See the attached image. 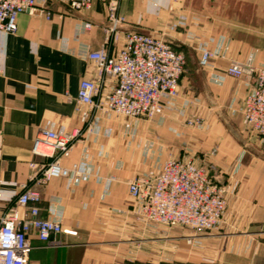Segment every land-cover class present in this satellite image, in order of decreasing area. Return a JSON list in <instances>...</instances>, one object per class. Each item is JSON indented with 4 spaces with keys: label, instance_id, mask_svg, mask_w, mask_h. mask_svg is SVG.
<instances>
[{
    "label": "crops",
    "instance_id": "obj_1",
    "mask_svg": "<svg viewBox=\"0 0 264 264\" xmlns=\"http://www.w3.org/2000/svg\"><path fill=\"white\" fill-rule=\"evenodd\" d=\"M37 2L51 10L50 18L45 10L23 12L16 32L0 31V208L29 181L31 163L43 160L32 153L42 129L82 131L70 156L61 159L67 167L78 163L81 175L50 180L32 203L41 216L78 234L63 235L59 245L31 239L29 264H154L159 231L138 217L128 182L157 172L170 156L193 157L206 134L221 135L229 144L226 156L233 168L225 173L232 177L212 176L240 182L235 196H228L223 223L245 228L234 236L248 235L249 242L227 246L225 236L211 233L194 237L193 246L211 264H264V166H235L242 156L235 136L247 135L243 101L256 79L226 72L231 61L264 67V0L123 2L124 30L162 35L186 54L180 95L165 96L163 111L152 120L104 115L77 102L80 80L96 76L88 54L105 42L106 0H94L86 11L58 1ZM205 50L213 56L202 66ZM108 82L110 88L114 80ZM195 115L203 118L205 135L201 128L189 129L186 120ZM91 119L93 129L86 132ZM145 236L151 238L150 252L144 251ZM217 240L223 244L216 250L210 245Z\"/></svg>",
    "mask_w": 264,
    "mask_h": 264
},
{
    "label": "built area",
    "instance_id": "obj_2",
    "mask_svg": "<svg viewBox=\"0 0 264 264\" xmlns=\"http://www.w3.org/2000/svg\"><path fill=\"white\" fill-rule=\"evenodd\" d=\"M58 1L73 11H86L94 0ZM125 0H106L107 25L103 45L91 51L88 58L96 69L95 77L80 80L77 102L107 115L126 118L154 119L163 111L164 97L180 95V79L185 72L186 54L176 49L162 35L138 30H124L122 13ZM51 10L37 0H0V31L14 33L20 13L33 14ZM87 27H90L88 23ZM213 56L205 50L200 64L205 66ZM234 77L251 76L256 82L243 101L242 114L248 132L264 141V67L231 61L226 69ZM114 80L108 88V79ZM193 116L188 125L202 124ZM93 119L85 131H92ZM82 131L58 132L42 129L36 136L32 153L41 157L31 163L33 172L15 199L0 208V264H29L35 238L48 245L63 243V235L78 234L63 223L43 217L33 202L42 196L41 188L58 177L78 178V163L67 167L61 159L69 157ZM128 190L136 202L137 214L146 225L162 224L194 231L186 235L192 243L198 232H209L218 226L227 207V185L212 176L209 167L193 157H168L157 172L139 174L128 182Z\"/></svg>",
    "mask_w": 264,
    "mask_h": 264
},
{
    "label": "rangeland",
    "instance_id": "obj_3",
    "mask_svg": "<svg viewBox=\"0 0 264 264\" xmlns=\"http://www.w3.org/2000/svg\"><path fill=\"white\" fill-rule=\"evenodd\" d=\"M196 116V115H195ZM193 117V116H192ZM189 117L188 119H190ZM187 119V120H188ZM186 120V122H187ZM192 131H196L198 128H201L202 131H204V126L202 124L197 125H188ZM246 134H239L235 136L239 143L235 142V145L238 146L241 149L242 156H240V159L236 162L235 166L241 167L244 162L247 163V166L252 165H261L264 166V141H262L259 137L258 139L260 141L252 143L250 137H255V135L248 132L246 128ZM203 135H205V131L202 132ZM221 135H218V138H212L213 136L206 134L204 138H202L203 141L200 142V148H196L195 150L191 151L192 153L190 155H193V158L195 160L206 164L213 176L223 175L227 178H229L231 175L229 173H225L227 171H231L233 168L231 164H229L231 161H228L226 152H227V142L224 140V142L221 140L223 138L220 137ZM257 137V136H256ZM217 139V140H216ZM194 142V140H192ZM223 142V143H222ZM196 145V144H194ZM197 146V145H196ZM226 164V165H225ZM234 166V167H235ZM228 175V176H227ZM232 177V176H231ZM240 179V178H239ZM236 180V179H234ZM240 182H235V185H232L231 183H225L227 185V192H226V203L227 207L229 205V195L235 194L239 190ZM226 207V209H227ZM225 209V211H226ZM224 211V213H225ZM224 217V214H223ZM223 217L218 224L216 228H214L212 231L209 232H198L194 235V237H199L201 235H208L211 233H218L222 236H225V240L222 239L225 245L230 246L231 244H237V243H248L249 237L247 234L249 230H245L246 238L243 236L236 237L234 236V233L241 232L237 229H245V228H239L238 225L235 226H227L225 227L223 223ZM152 225V224H151ZM154 229H157L159 231V255L158 257H155L154 264H211L209 262H206L205 256L200 257V252L195 249V246H193L192 243H188L186 240V235L195 233L194 231H191L189 229H185L182 227H170L167 225L162 224H153ZM244 231V230H242ZM248 231V232H247ZM261 232H264V225H261L260 228ZM207 233V234H205ZM243 233V232H242ZM157 238L154 237V243H156ZM194 241V239H193ZM220 240H217V243L214 242L210 245L211 248H214L217 250V248H221L223 242ZM151 244V238H147L145 236L144 238V251L150 252V247L148 245ZM217 244V245H216ZM148 247V248H147ZM146 256H148L145 253V259ZM203 258V259H201ZM145 264L148 263L147 260H145Z\"/></svg>",
    "mask_w": 264,
    "mask_h": 264
}]
</instances>
